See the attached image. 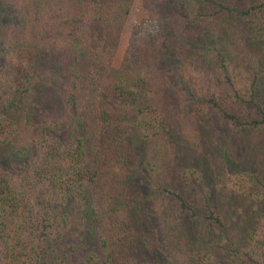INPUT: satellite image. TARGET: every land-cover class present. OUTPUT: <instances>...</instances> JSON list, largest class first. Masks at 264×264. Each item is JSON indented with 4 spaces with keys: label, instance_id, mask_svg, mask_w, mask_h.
Segmentation results:
<instances>
[{
    "label": "trees",
    "instance_id": "obj_1",
    "mask_svg": "<svg viewBox=\"0 0 264 264\" xmlns=\"http://www.w3.org/2000/svg\"><path fill=\"white\" fill-rule=\"evenodd\" d=\"M132 2L23 0L22 7L9 9L10 22L21 33L0 62V264H149L150 257L158 264H264V173L246 169L223 180L231 191L252 197L250 215L234 219L214 207L209 187L191 170L207 191L209 238H218V245L189 233L191 244L179 238L177 250L163 239L153 256L139 249L134 230L141 224L140 204L132 191L139 169L147 172V201L162 230L175 222L176 207L180 214L182 209L194 212L188 188L182 186L187 171L171 166L164 131L174 111L160 95L164 78L179 84L180 94L201 114L216 111L245 133L243 141L258 140L259 151L250 150L259 165L264 163V139L252 130L264 131V77L255 73L256 64L234 66L221 53L206 68L204 61L177 56L184 52L178 39L203 33L186 14L187 6H202L192 0H142L149 18L157 21L160 39L142 36L136 28L114 66ZM247 4L241 15L254 29L264 30V0ZM2 5L0 20L8 10ZM216 5L233 9L222 1ZM17 13L21 20L12 16ZM162 38L170 41L167 50L158 48ZM49 54L65 90L64 108L56 121L33 132L19 110ZM241 106L247 110L243 115Z\"/></svg>",
    "mask_w": 264,
    "mask_h": 264
},
{
    "label": "rangeland",
    "instance_id": "obj_2",
    "mask_svg": "<svg viewBox=\"0 0 264 264\" xmlns=\"http://www.w3.org/2000/svg\"><path fill=\"white\" fill-rule=\"evenodd\" d=\"M216 1H222L233 9H221L219 5H216ZM0 3L8 9L0 20L2 24L0 26L1 62L6 54L5 50L8 47L13 48L10 44L16 42L15 37L21 33L18 24L13 26L10 22L9 9L14 7L13 4H19L22 7L23 0H0ZM192 3H199L202 6L199 10H192L189 9L191 8L189 5L186 14L189 19H192L190 20L193 21L191 24L197 25L203 33L198 34L194 31V33H190V36L185 34L186 40H183V37L178 39L177 45H180V49L184 48V52L180 55L176 53L177 56L180 59L184 57L187 60L192 58L194 61L196 59L201 62L204 61L206 68L214 65L218 58L217 55L221 53L234 66L241 64L245 68H252L256 64L255 73L259 72V77H264V50L260 45L262 44L264 48V39H262L264 38V30L254 29V24L252 26L245 18L246 16L241 15L239 11L248 5L247 0H215L214 2L211 0H192ZM19 9L22 11L20 7ZM199 11L203 12L204 16L197 14ZM22 14H24L23 11ZM22 14L17 13L12 16L21 20L20 15ZM179 17L181 16L179 15ZM172 20L180 24L177 17H172ZM136 28L142 36L151 37L153 35L152 38L155 41L160 39V37L155 36L158 29L157 21L149 18V11L142 0H133L124 20L118 45L112 58L114 66H118L126 54L129 41ZM204 33L207 34L203 35ZM164 38L157 45L158 48L165 47L167 50L170 41L167 40L168 45L166 46L167 41ZM4 41H7L8 44H6L7 42L3 44ZM36 75L34 85L25 94L19 110L24 122L33 132L38 131L41 126H45L49 122L56 121L62 115L65 96V90L55 75V66L50 54L43 60L36 71ZM260 80L262 79L260 78ZM169 81L171 82L170 76L164 78L163 93L161 92L160 95L166 108L170 107L169 109L173 110L174 113L171 116L169 128L164 132L171 155L172 169L177 172L187 171V174L183 176L182 186L186 185L185 187L188 188L186 198L190 201V206L194 212L182 209L180 214L179 208L176 207L173 219L179 223L180 228L173 222L166 231L162 230L157 224L155 215L152 214L151 204L147 201V190L151 187L147 172L139 169L135 174L136 178L132 185V191L139 200L141 224H135L134 231L138 238L139 249L149 256L156 254L154 249L161 245V239L174 250L179 247V238L183 245L190 243L192 238L189 233H193L194 236L199 235L205 243L211 242L213 246L218 245L220 241L215 237L209 238L212 227L206 218L207 210L203 202L204 194L207 191L202 188L199 179L194 178L191 170L198 171L203 179L202 183L209 187L210 191L208 192L214 207L220 210L224 217L233 216V219L241 213L246 216L250 215L252 197L247 193H236L228 187L226 188L223 182L224 178L242 169L255 171L258 174L264 173V163L255 165L254 153H251L250 150L254 147V151H259L255 149V144H259L258 140L256 142L254 139V143L250 145L247 140L243 141L242 138L245 133L235 131L236 128H232L228 121L221 118L219 113L217 114L216 108L215 112L209 115L201 114L200 110L195 108L194 103L184 97L183 92V95L180 94L179 84L176 83L172 86ZM246 111L241 106L238 113L243 115ZM244 131L248 132V130ZM252 134L264 139V131L261 129H253ZM260 152L262 155L264 154L263 149ZM169 201L177 205L176 200L170 198ZM194 216L197 217L192 219ZM232 221L234 223V220ZM72 228L69 227V231ZM232 233L234 234L233 231ZM200 238L197 237L198 242H202L199 240ZM149 264H158V260L155 261L150 257Z\"/></svg>",
    "mask_w": 264,
    "mask_h": 264
}]
</instances>
